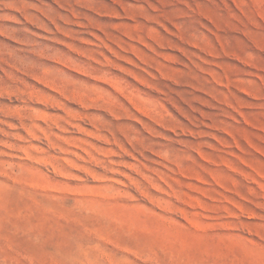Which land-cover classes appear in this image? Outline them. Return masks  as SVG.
<instances>
[{"label":"rangeland","instance_id":"1","mask_svg":"<svg viewBox=\"0 0 264 264\" xmlns=\"http://www.w3.org/2000/svg\"><path fill=\"white\" fill-rule=\"evenodd\" d=\"M0 264H264V0H0Z\"/></svg>","mask_w":264,"mask_h":264}]
</instances>
